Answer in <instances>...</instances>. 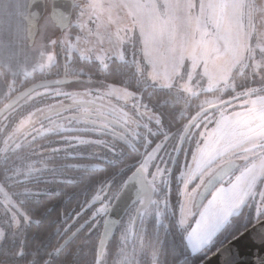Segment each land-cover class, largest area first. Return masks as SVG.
<instances>
[{
	"label": "rangeland",
	"instance_id": "1",
	"mask_svg": "<svg viewBox=\"0 0 264 264\" xmlns=\"http://www.w3.org/2000/svg\"><path fill=\"white\" fill-rule=\"evenodd\" d=\"M75 1L70 27L61 32L52 21L51 0H46L36 41L23 51L21 81L59 62L63 67V59L70 77L76 71L68 64L77 56L97 61L102 69L118 59L132 62L145 86L170 90L186 101L198 98L193 114L171 135L143 91L91 78L61 85L70 100L105 106L103 112L126 127L123 132L130 138L148 145L152 135L166 132L142 161L150 180L168 170L177 142L193 143L179 174L177 217L192 253L208 248L245 206L263 213L264 93L231 103L226 93L235 87L237 75L242 83L264 72V0ZM5 66L10 74L12 64L5 61ZM231 161L238 162L233 179H224L198 205L208 178ZM13 194L0 182V246L8 227L29 221Z\"/></svg>",
	"mask_w": 264,
	"mask_h": 264
},
{
	"label": "trees",
	"instance_id": "2",
	"mask_svg": "<svg viewBox=\"0 0 264 264\" xmlns=\"http://www.w3.org/2000/svg\"><path fill=\"white\" fill-rule=\"evenodd\" d=\"M27 2L0 0V61H4L0 62V107L17 89L57 77L63 68L59 62L21 81L23 51L29 47L23 20ZM5 61L13 66L10 74L5 73ZM68 65L76 72L65 85L91 78L143 91L171 135L196 109L198 98L186 101L170 90L145 86L132 62L113 59L102 69L97 61L77 56ZM236 80L226 93L231 98L228 103L264 93V72L242 83L238 75ZM62 86L36 91L0 120V182L16 194L29 217L19 228H7L0 264H198L264 218V212L257 215L253 206H245L208 248L192 253L177 217L179 174L193 143L179 141L167 161L168 170L152 180L146 173L147 200L132 206L100 252L109 205L130 175L138 169L146 172L143 159L166 132L152 135L148 145L130 138L123 132L126 127L103 112L105 106L70 100L69 90L62 91ZM234 172L225 179H233Z\"/></svg>",
	"mask_w": 264,
	"mask_h": 264
},
{
	"label": "water",
	"instance_id": "3",
	"mask_svg": "<svg viewBox=\"0 0 264 264\" xmlns=\"http://www.w3.org/2000/svg\"><path fill=\"white\" fill-rule=\"evenodd\" d=\"M75 0H51L52 21L63 32L69 28ZM46 13V0H28L27 12L23 16L26 23L28 45L33 46L39 33V24ZM71 79L63 59V74L60 77L34 82L13 95L0 107V120L20 102L36 91L48 87L61 86ZM238 167L231 161L217 169L206 181L198 195V205L203 203L213 190ZM150 187L146 172L136 170L123 185L122 189L107 209L100 239V252L103 251L113 234L123 221L130 208L140 200H147ZM101 201V199H99ZM198 264H264V218L241 231Z\"/></svg>",
	"mask_w": 264,
	"mask_h": 264
},
{
	"label": "flooded vegetation",
	"instance_id": "4",
	"mask_svg": "<svg viewBox=\"0 0 264 264\" xmlns=\"http://www.w3.org/2000/svg\"><path fill=\"white\" fill-rule=\"evenodd\" d=\"M70 77V76H69ZM71 79H73V77H70ZM141 202H144V200H141Z\"/></svg>",
	"mask_w": 264,
	"mask_h": 264
}]
</instances>
